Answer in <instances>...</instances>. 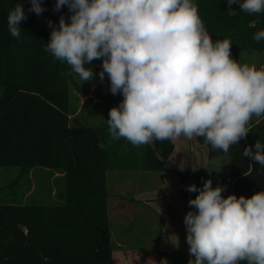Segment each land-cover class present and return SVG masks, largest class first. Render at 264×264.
<instances>
[{
    "label": "clouds",
    "instance_id": "9594fccd",
    "mask_svg": "<svg viewBox=\"0 0 264 264\" xmlns=\"http://www.w3.org/2000/svg\"><path fill=\"white\" fill-rule=\"evenodd\" d=\"M30 3L29 12L45 10L41 0ZM227 4L232 15L233 4L245 13L264 12V0ZM62 6L70 23L61 16L44 50L84 82L94 76L84 65L103 58L101 82L107 73L111 93L123 96L109 111L112 140L140 146L203 137L213 151L227 154L246 138L252 117L264 115V68L233 60L232 42L213 41L192 0H56L55 10ZM26 19L20 3L8 13L7 30L17 41ZM253 39L264 40V30ZM104 146L98 141V148ZM254 148L245 147L242 155L264 168V144L257 140ZM187 164L182 160L179 170ZM187 190L199 193L188 202L196 211L184 218L188 264H264V191L224 198L225 189L213 188L211 180Z\"/></svg>",
    "mask_w": 264,
    "mask_h": 264
},
{
    "label": "trees",
    "instance_id": "16d2710c",
    "mask_svg": "<svg viewBox=\"0 0 264 264\" xmlns=\"http://www.w3.org/2000/svg\"><path fill=\"white\" fill-rule=\"evenodd\" d=\"M192 2L213 41L226 38L232 42L233 60L243 65L241 53H264V40L253 39L255 33L264 30V12L245 13L239 10V4H233L236 14L232 15L227 0ZM18 3L27 15L19 25V41L7 30L8 13ZM55 4L56 0H41L45 10L36 15L28 11L30 0H0V103L9 89L25 91L35 101L33 95L40 96L43 103L60 110L70 87L80 92L75 79L78 74L44 50L53 28L59 27L61 16L70 23L68 7L56 11ZM102 63L103 58L98 60L101 69ZM102 88L104 122L98 127L39 123L15 116L5 119L0 110V172L12 171L16 184L0 187V264H113L107 173L165 172L164 162L173 151V143L154 140L152 144L133 146L124 138L112 140L107 119L110 109L118 107L123 96L111 93L107 73ZM248 129L246 138L231 145L227 154L213 151L203 137H196L198 144L207 147L209 160L229 159V178L237 198H251L264 191V168L242 155L245 147L255 151L257 140L264 144V118ZM98 141L105 146L98 148ZM35 170L48 171L49 176L60 175L54 182V204L37 205L32 194L27 196L30 187L24 189L21 182ZM175 174L183 184L203 188L198 174L180 170ZM198 194L189 192V198L195 199ZM166 210L181 236L177 263L188 264L192 257L187 235L183 236L185 224L172 208ZM189 211L196 210L189 206Z\"/></svg>",
    "mask_w": 264,
    "mask_h": 264
},
{
    "label": "rangeland",
    "instance_id": "374dc122",
    "mask_svg": "<svg viewBox=\"0 0 264 264\" xmlns=\"http://www.w3.org/2000/svg\"><path fill=\"white\" fill-rule=\"evenodd\" d=\"M250 53L243 52L240 54L244 64L255 65L258 70L264 68V53L253 52V64L249 59ZM98 60H93L91 63L84 65L86 69L90 68L94 73L90 82L82 81L79 75L75 77L80 92L75 91L73 87L67 90L64 106L60 109L62 111L51 104L43 103L40 96L33 95L35 101L28 97L25 91L8 89L2 103H0L1 114L5 119L15 116L20 120L38 121L39 123L65 122L64 124L72 127L100 126L104 122V108H98L95 111L90 110L88 107L83 108L77 117H72L77 108L79 96L89 93L90 88L97 83L96 77H99V73L102 71ZM94 96L100 100L102 98L98 87L94 89ZM2 97L3 90L0 89V100ZM37 171L39 170L29 173L27 179H24L21 184L24 189L27 186L30 187V190L33 188L32 195L36 200L35 204L52 205L56 201L54 182L60 175L54 173L49 176L48 171ZM162 173L164 172L146 173L147 179L152 178L151 176L163 179L165 181L163 191L164 193L169 191L167 201L170 200V204L177 201L180 206L182 198L178 194L179 192L174 191V180H172L177 179L176 175L172 173V176H170L172 178H168L166 174ZM14 177L15 174L12 171L9 174L0 172V187L6 184L15 186L16 184L13 183ZM140 177L139 172L107 173L108 217L110 237L114 248L112 252L113 264H178L176 255L181 247V236L174 226L166 210L167 208L164 206V199H161L159 205L154 207L155 212L162 219L155 218L152 213H148L144 209L142 199L154 191L149 190L150 185L148 183L140 182ZM212 186L214 187L213 182ZM156 193L158 194L159 191ZM27 196H29L28 193ZM138 199L141 200L137 201ZM185 216L180 213V220L184 221L183 217ZM186 235L187 231L184 228L183 236L186 237Z\"/></svg>",
    "mask_w": 264,
    "mask_h": 264
},
{
    "label": "crops",
    "instance_id": "0c3cea01",
    "mask_svg": "<svg viewBox=\"0 0 264 264\" xmlns=\"http://www.w3.org/2000/svg\"><path fill=\"white\" fill-rule=\"evenodd\" d=\"M249 59L253 64V52L250 53ZM96 79L97 83L94 87L90 88V92L79 96L77 108L75 109V113L72 116L73 118L77 117L81 113L83 108L88 107L90 110L94 111L98 108H104L103 102L99 98H96L94 96V89L96 87L99 88L101 94L103 93L102 82L99 77H96ZM263 118L264 115L260 117L253 116L246 127L249 128ZM172 143L173 151L169 158L164 162V168L166 169V171L162 174H166L168 178H172L170 176H172V173L175 174V172L179 170L178 165L180 164V162L182 160H187L188 164L184 171H188L191 175L198 174L200 181L205 182L211 180L214 185L213 188L217 186L223 187L225 189V191L222 192V196L224 198H227V196L229 195H233V182L229 178L230 161L227 157H219L209 160L207 147L205 145L198 144L196 141V137H194L192 140H188L187 138L181 136L176 140H172ZM150 144H152V142H150ZM193 165L195 167V171H193L192 169ZM140 174V182H143L144 184L148 183V185H150L149 190L154 191L148 196H145L141 201L144 209H146L148 213H152L155 218L162 219L159 214L155 212L154 208L156 205H159V201L161 199L165 200L164 206L166 208H172L178 216L180 215V213H182L183 215H186L188 213V202L190 200L189 191L187 190V187L190 186L188 182L183 184L176 174L175 175L177 179H172L174 180V191L179 192L178 194H180L182 198V202L179 206L176 200L174 204H170V200L167 201V194H169V191L164 193L163 185L165 184V181L163 179H157L153 176H151L152 178L147 179L146 173ZM141 188L143 189V186ZM32 191L33 188H31V190L28 192V195L32 194ZM157 191H159L158 194L156 193ZM140 200L141 199H138L137 201ZM184 228L186 229V226Z\"/></svg>",
    "mask_w": 264,
    "mask_h": 264
}]
</instances>
